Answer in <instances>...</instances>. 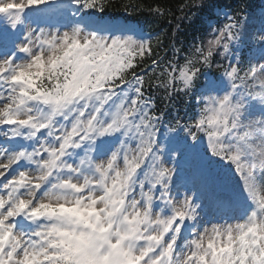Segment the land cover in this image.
Segmentation results:
<instances>
[{"label": "snow or ice", "instance_id": "1", "mask_svg": "<svg viewBox=\"0 0 264 264\" xmlns=\"http://www.w3.org/2000/svg\"><path fill=\"white\" fill-rule=\"evenodd\" d=\"M47 2L27 0V7L14 10L24 14L26 9ZM76 5L102 9L101 0H83L82 4L76 0ZM153 11L163 14L159 8ZM83 24L95 30L83 45L79 41L77 45L99 49L100 56L70 67H63V62L58 61L47 76L42 74L34 86L22 89L14 98L15 107L8 105L0 109V127L7 128L0 132L7 144L0 150V160L10 161L0 164V178L11 177L2 185L7 200L0 194V236L11 239L16 228V225L9 227L3 217L9 205L16 207L15 213L9 211V217L27 215L35 221H47L45 228L34 230L23 246L17 239V248L8 251L7 259V243L0 240V264H57L60 261L63 253L53 250L57 242L49 239L55 217L42 213V209L74 207L80 203L83 200L80 194L97 186L95 181H89V173L103 178L105 191L112 197L111 222L106 226L105 235L99 238L101 248L104 244L118 245L127 264H171L180 248L182 226L192 219L194 199L180 200L183 207L176 210V200L171 198L169 187L172 175L157 148V122L163 120L164 114L154 111L155 97L146 95L145 69L135 71L139 67L137 61L142 62L152 54V40L144 38L132 25H101L91 16L85 17ZM234 27V24L225 25L226 31L222 29L220 35L209 41L206 50L197 47L196 63L210 67L214 47H222L223 54H227L230 45L222 40L236 39ZM29 38V35L24 37L26 41ZM61 39L67 40V33ZM44 43L55 46L54 40L45 39ZM31 51L27 46L19 50L24 55ZM178 52L179 49L174 50V55ZM57 68L60 70L56 71ZM151 68H159L155 87L164 90L162 98L166 101L171 99L173 90L186 93L191 89L200 72L191 59L183 65L169 63L165 67H160L159 60H152ZM241 71L239 65L230 64L222 74L225 80H210L206 90L223 94L204 95V107L199 115L190 124L180 125L179 120L176 124L193 141H199L202 133L207 138V152L235 167L247 201L245 213L255 218L257 208L264 210V78H258L259 73H264V64L259 69L250 66L243 75ZM151 75H156L155 71ZM147 83L148 87L153 86L152 81ZM177 84L182 87L176 88ZM4 90L0 87V102L5 99ZM18 139L31 141L30 150L28 146H13L12 142ZM113 142L118 143L113 146ZM97 157L107 158V163L97 164ZM29 172L36 175L30 176ZM74 177H82L83 183L75 182ZM26 186L35 189L32 200L27 202L20 196ZM137 187L139 199L134 200ZM156 191L160 192L159 198ZM68 193L73 194L75 202L66 199ZM42 195L49 199L42 200ZM52 199L63 203L54 205ZM21 204L23 207H19ZM128 207L134 211L126 220L134 219L135 223L121 232L117 218H122ZM15 251H22L19 261ZM71 259L64 257V260ZM78 259L83 262L89 257Z\"/></svg>", "mask_w": 264, "mask_h": 264}, {"label": "clouds", "instance_id": "2", "mask_svg": "<svg viewBox=\"0 0 264 264\" xmlns=\"http://www.w3.org/2000/svg\"><path fill=\"white\" fill-rule=\"evenodd\" d=\"M80 3L82 4L83 0H80ZM71 4H76V0H71ZM20 6L27 7V0H0V21L3 25L13 31L18 26L23 28V39L16 42L15 48L18 51L22 46L32 49L31 52L18 60H14L15 53L0 55V72H3V76L0 77L3 84L0 87L6 90L5 99L0 102V109H5L8 105L15 107L14 98L21 94L22 89H27L30 85L34 86L42 74L47 76L49 72L53 71V65L58 61L63 62V67H70L83 63L85 60H96L100 56L99 49L77 45V41L83 45L87 39L91 38V30L83 24L74 23L63 30L59 26L41 27L39 31H36L26 22L22 12L14 10ZM32 33L35 35H31ZM65 33L68 35L67 40L61 39ZM25 35L30 37L27 41L24 39ZM45 39L54 40L55 46L50 47L45 44ZM10 59H12L11 63ZM59 70L60 68L56 69V71ZM165 148L166 146L162 145L161 151ZM172 156L175 158L177 153L173 152ZM6 163H10V161L8 159L0 160V164ZM96 163L106 164L107 158L97 160ZM168 169L171 175L175 171L174 168L168 167ZM29 175L35 176L36 173L29 172ZM88 177L89 181H95L97 186L89 187L87 191L81 193L83 200L76 206L42 209V213H50L55 217L52 221V232L49 239L57 242L56 248L53 250L63 253L57 264H61V261L63 264H127L126 256L118 245L110 247L104 244L101 248L99 238L105 235L106 226L111 222L110 201L112 197L106 193L102 177L95 173H89ZM74 179L77 183H83L82 177H74ZM34 192V188L26 186L20 196L25 202L31 201ZM194 196L195 193L192 196L185 195L183 199ZM101 197L103 198L101 199ZM4 198L7 200L6 194H4ZM40 198L42 200L49 199L45 195ZM66 199L75 202L71 193L67 194ZM133 199L139 198L133 197ZM93 200H95L94 204ZM51 202L54 205L63 203L56 199H52ZM129 203L131 205V201ZM174 206L179 211L183 204L181 201H176ZM19 207H23V204ZM193 208L192 219L188 221L193 226L189 229L188 235L184 238L171 264H264V210L257 208L255 218L249 214L240 220H223L199 226L196 223L199 216V204L194 203ZM100 209H105V211H98ZM9 211L15 213L16 207L9 205L3 213L6 224L11 227V225H15L16 217H9ZM133 211V207H128L124 210V216L117 218L119 231H127L134 226V219L133 221L126 220V217L133 215ZM23 217L34 225L31 230L15 228L11 239L7 236H0V240L7 243L6 259L8 251L17 248V239L19 245L23 246L34 230L45 228L47 224V221H35L27 215H23ZM152 230L155 231L154 228ZM112 239L113 241L117 239L115 229ZM44 246L47 247V243ZM65 256L72 257V259L64 260ZM85 256L89 259L83 262L78 259ZM15 257L16 261H19L22 251H15Z\"/></svg>", "mask_w": 264, "mask_h": 264}, {"label": "trees", "instance_id": "3", "mask_svg": "<svg viewBox=\"0 0 264 264\" xmlns=\"http://www.w3.org/2000/svg\"><path fill=\"white\" fill-rule=\"evenodd\" d=\"M120 3L123 5L131 6L134 11L137 13L144 12L149 9L159 8L162 10V17L160 18L159 12L157 13V19L164 18V21L169 24L166 28H163L160 33V37L164 41L174 40L171 34L170 26L173 25L176 14L179 12L180 5L184 2V0H117L116 4Z\"/></svg>", "mask_w": 264, "mask_h": 264}, {"label": "rangeland", "instance_id": "4", "mask_svg": "<svg viewBox=\"0 0 264 264\" xmlns=\"http://www.w3.org/2000/svg\"><path fill=\"white\" fill-rule=\"evenodd\" d=\"M28 14V9L25 10V13L23 14V16L25 17V15Z\"/></svg>", "mask_w": 264, "mask_h": 264}]
</instances>
